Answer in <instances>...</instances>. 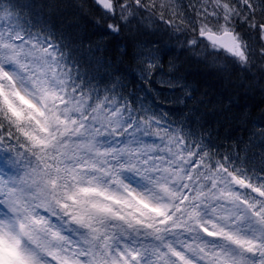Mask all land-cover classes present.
<instances>
[{"label":"clouds","instance_id":"obj_1","mask_svg":"<svg viewBox=\"0 0 264 264\" xmlns=\"http://www.w3.org/2000/svg\"><path fill=\"white\" fill-rule=\"evenodd\" d=\"M0 264H264V0H0Z\"/></svg>","mask_w":264,"mask_h":264}]
</instances>
